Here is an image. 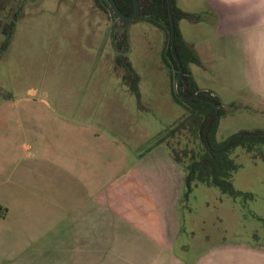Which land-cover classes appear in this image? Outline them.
<instances>
[{"label":"crops","instance_id":"obj_1","mask_svg":"<svg viewBox=\"0 0 264 264\" xmlns=\"http://www.w3.org/2000/svg\"><path fill=\"white\" fill-rule=\"evenodd\" d=\"M175 5L197 17L178 29L197 57L193 43H205L207 61L220 63L221 77L232 81L229 102L264 106V0ZM14 109L48 114V122L19 136L5 116ZM60 111L43 103L0 108V196L7 202L0 220L13 223L1 242L5 264H264L263 246H209L207 233L185 226L191 193L184 200L185 172L169 153L130 158L115 139ZM160 159L165 168L155 164Z\"/></svg>","mask_w":264,"mask_h":264},{"label":"rangeland","instance_id":"obj_2","mask_svg":"<svg viewBox=\"0 0 264 264\" xmlns=\"http://www.w3.org/2000/svg\"><path fill=\"white\" fill-rule=\"evenodd\" d=\"M0 23L4 26L0 51L5 47L0 53V108L12 103L58 106L65 112L56 114L78 115L82 122L95 127L92 130L97 135L115 139L134 159L141 152L169 153L171 147L193 146L179 133L165 144H157L186 115L171 97L175 79L162 60L165 37L158 27L142 21L126 27L128 60L140 77L138 103L121 78L122 69L115 64V32L120 25L94 0H0ZM193 46L198 49L201 66L189 64L191 77L200 91L220 98L224 111L217 140L240 130L264 129V106L260 102V106L229 102L232 81L221 77L220 63L207 61L205 43ZM212 50L217 51L216 45ZM15 109L5 116L17 123L12 130L19 136L39 130L40 122H48V114ZM232 157L239 166L233 174V187L242 195L230 198L216 188L197 185L187 201L189 212L184 224L192 226L199 236L207 233L209 246L244 242L264 247V162L241 148ZM155 164L162 168L168 165L161 159ZM0 197L2 216L7 202ZM12 227L10 218H1L0 250ZM183 235L185 243L190 244V235ZM4 262L1 257L0 264Z\"/></svg>","mask_w":264,"mask_h":264},{"label":"trees","instance_id":"obj_3","mask_svg":"<svg viewBox=\"0 0 264 264\" xmlns=\"http://www.w3.org/2000/svg\"><path fill=\"white\" fill-rule=\"evenodd\" d=\"M94 2L100 9L110 11L105 0H94ZM114 2L125 16H130L133 13V0H114ZM138 2L140 4L138 16L134 21L126 22L125 25L142 21L161 30L165 37L162 60L173 80L178 69L170 49V20L166 0H138ZM172 13L175 24L174 45L184 70L181 88L183 94L189 96L196 93L198 88L191 77L188 66L189 64L200 66L201 63L193 48L183 41L178 29V22L181 20L194 21L197 17L178 9L175 0H172ZM2 30H4V26L0 23V31L2 32ZM115 47L118 53L115 57V64L123 71L121 78L137 102L140 103V77L128 60L129 48L126 30H123L119 37L115 34ZM4 48L0 53L4 51ZM0 93L2 92L0 91ZM170 93L172 100L184 108L186 115L159 139L157 144L168 141L175 133H179L180 136L184 134L186 141L189 139L193 143L191 148L186 144L183 149L174 147L168 149L172 159L185 172L184 200L188 199L192 189L197 185L216 188L222 195L230 198L242 195L233 187V174L239 166L232 154L237 148H241L252 158H258L264 162V129L240 130L224 140L218 141L216 133L220 118L224 113L220 100L211 92L206 91L195 99L184 100L177 96L174 85H171Z\"/></svg>","mask_w":264,"mask_h":264},{"label":"water","instance_id":"obj_4","mask_svg":"<svg viewBox=\"0 0 264 264\" xmlns=\"http://www.w3.org/2000/svg\"><path fill=\"white\" fill-rule=\"evenodd\" d=\"M106 3L108 7L110 8L112 14L118 19V24L121 25L125 21H133L139 14L140 11V4L138 0H133V13L130 16H125L120 12L118 9L116 3L114 0H106ZM167 3V9H168V15H169V20H170V49L171 53L173 55V58L177 64V75L175 78V93L177 94L178 97L181 99L187 100V99H195L197 98L198 95L202 94L203 91H197L196 93L186 96L183 94L181 84L183 82V77H184V70L183 67L180 63V60L178 58L176 49H175V24H174V19H173V13H172V0H166ZM120 33V29L118 31Z\"/></svg>","mask_w":264,"mask_h":264},{"label":"flooded vegetation","instance_id":"obj_5","mask_svg":"<svg viewBox=\"0 0 264 264\" xmlns=\"http://www.w3.org/2000/svg\"><path fill=\"white\" fill-rule=\"evenodd\" d=\"M105 1H106V0H105ZM107 6H108V5H107ZM109 9H110V8H109ZM18 10H19V9H18ZM110 11H111V10H110ZM110 11H109V12H110ZM110 15H111V17L113 18V20L118 21V19L112 14V12H110ZM135 19H136V18H135ZM135 19H134V20H135ZM134 20H133V21H134ZM126 22H130V21H125V22L122 23L120 26H118V28L120 29V33H118L119 30L115 32V34L118 35V37L121 35V33H122L123 30H126V27L129 25V24H128V25L126 26V25H125ZM125 26H126V27H125ZM126 32H127V30H126ZM128 48H129V47H128ZM175 78H176V77H175ZM182 84H183V82H182ZM182 84H181V85H182ZM174 90H175V83H174ZM198 91H200V90L198 89ZM203 92H205V91H203ZM206 92H208V91H206ZM214 96H215V95H214ZM217 98H218V97H217ZM218 99H219V98H218ZM219 100H220V99H219ZM220 102H221V101H220Z\"/></svg>","mask_w":264,"mask_h":264}]
</instances>
